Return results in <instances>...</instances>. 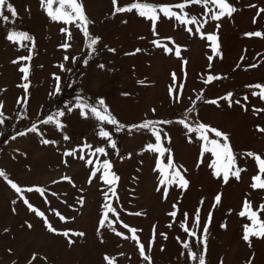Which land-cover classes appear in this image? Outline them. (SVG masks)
I'll return each instance as SVG.
<instances>
[{
  "label": "rangeland",
  "instance_id": "374dc122",
  "mask_svg": "<svg viewBox=\"0 0 264 264\" xmlns=\"http://www.w3.org/2000/svg\"><path fill=\"white\" fill-rule=\"evenodd\" d=\"M9 2L18 15L13 18L5 10L10 19L0 20V102L3 104L0 112L4 120L0 124V170L22 189H45L43 196L36 191H24L21 195L44 213L56 231H49L45 219L30 211L0 176V264H108L106 256L113 258V264H149L140 255L137 241L124 238L131 236L129 228L137 230L139 243L144 245L151 264H198L182 243L190 242L191 250L197 254L203 251V245H198L196 238L185 233L180 225L187 213V226L200 236L210 212L206 264H249L250 260L251 264H264V238L251 237L250 247L242 237L244 225L251 222L239 216L245 199L251 201L253 210L264 204V190H253L250 186L258 174V164L246 155L252 152L264 159V133L257 130L264 128V111H255L264 110V100L252 95L259 89L248 87L264 85V38L245 35L255 31L264 34V12L257 16L258 9L264 8V0H227L237 11L231 17L204 24L205 33H216V25H220V55H214L210 42L195 32L196 25H183L160 12L157 35H154L151 20L139 16L136 9L113 14L112 0H79L91 21L90 34L99 37V42L90 49L75 23L51 19L41 7V0ZM133 2L118 0V6ZM139 2L174 6L183 0ZM172 10L180 14V9ZM184 12L202 22L205 8L190 5ZM62 28L71 33V39L61 32ZM186 28H192V33ZM12 31L28 33L32 39L13 43L6 39ZM154 40L173 48V52L167 53L163 47L154 45ZM65 42L70 44L67 49L61 47ZM176 46L180 47V57L174 54ZM29 53L31 60L13 63ZM209 56H213L211 67ZM22 66L29 68L27 80L19 70ZM208 76L220 78L206 82ZM25 83L27 92L21 87ZM228 93H232L231 106L227 99H221ZM78 97L89 103L103 98L112 116L125 126L146 120L170 121L157 127L163 130L162 138L167 133L168 139H162L163 147L171 150L175 166L188 181L187 187L159 185L157 164L164 168L169 153L160 156L146 149L149 143H156L149 130L129 132L125 127L116 131V126L91 115L82 117L74 107ZM237 100L240 104L235 103ZM69 107L73 108L71 112L67 111ZM189 108L193 111L188 112ZM59 111L65 112L58 118L62 128L54 123H39ZM186 114V123L192 126L202 123L228 135L235 165L244 169L239 180L230 175L224 183L213 175L209 165L217 157L211 151H203L212 146L199 139V133H189L179 122ZM33 124H38L43 138L56 143L41 144L39 135L27 131ZM101 129L110 133L116 149L110 147L107 138L98 135ZM20 132L27 134L18 135ZM207 135L209 139L220 140L211 132ZM64 136L69 139L65 140ZM85 144L93 150L104 147L107 154L91 156L85 149V160L78 158L79 151L75 157L65 155ZM89 158L92 165L86 164ZM104 161L111 163L110 172L119 177L115 195L101 179ZM217 162L218 166L223 164L222 159ZM96 168L101 171L92 176ZM65 176L71 182L63 180ZM261 179L264 180V175ZM217 194H221V202L213 207ZM105 203L115 209V213H108V220L113 222L111 228L99 225ZM174 210L177 214L171 217L169 213ZM197 210L199 227L194 226ZM260 219L264 220V212L260 213ZM66 231L69 236L63 235ZM69 240L73 242L69 244Z\"/></svg>",
  "mask_w": 264,
  "mask_h": 264
},
{
  "label": "snow or ice",
  "instance_id": "6c2138e0",
  "mask_svg": "<svg viewBox=\"0 0 264 264\" xmlns=\"http://www.w3.org/2000/svg\"><path fill=\"white\" fill-rule=\"evenodd\" d=\"M114 12L116 13H122V12H130L133 9L137 10V14L141 17H144L146 19L151 20L152 23V31L154 35H157L156 32V24L159 20L158 12L163 13V15L169 19L175 18L177 21H179L183 25H189L193 24L196 25L195 32L200 35L202 39H207L210 44V48L214 55H220L219 53V37H218V30L220 28V25H216L217 32L216 33H205L202 31L204 24H206L209 20L212 21H218L222 19L225 16L231 17L234 12L237 11V9L229 4L227 0H183L182 3H179L174 6H157L149 3L139 2V0H134V2L127 6H118V0H112ZM56 5L55 8H53V5ZM190 5H203L205 8L203 21L201 22L200 19H198L195 16H189L187 12H184V9ZM213 7H209V6ZM41 7L46 11L48 16L57 21H63L65 24L67 23H75L76 27L79 28L82 32V34L85 37L86 46L90 49H93V46H95L99 42V37H93L88 29V25L91 23V21L88 20L87 16L84 13L83 5L79 2V0H41ZM249 7H256L255 5H249ZM173 8L180 9V14L173 11ZM5 10L10 14L11 17H17L18 13L16 8L12 3L9 2V0H0V20H3L5 22H8L10 17L9 15H5ZM261 12H264V8L258 9L257 16L260 15ZM14 23V21H12ZM256 22V17L253 18V23ZM186 30L189 33H192V28H186ZM61 32L65 33L68 39H71V33L68 32L66 28H62ZM248 37H262L264 38V34H262L259 31L255 32H249L245 33ZM6 39L17 43L18 41H30L32 37L29 36L28 33L25 32H17L12 31L9 32L6 36ZM169 41H171V38H167ZM173 44L174 41H171ZM154 45L158 47H163L164 50L167 53H172L173 48L168 47L167 45L160 44L159 41L154 40L152 42ZM61 47L67 49L70 47V44L65 42L61 45ZM109 51H114V49H109ZM141 49H136V52H140ZM134 54V53H133ZM174 54L177 57H180L181 51L180 47L176 46ZM65 59H68V57H65ZM209 67H211V61L213 59V56H209ZM21 60H31V53L27 57H20L17 60H14L13 63L16 64ZM87 63V61H85ZM256 65H251V67H255ZM100 67H103L101 65ZM24 75L23 79L27 80L29 68L27 66H22L19 69ZM173 81L176 80V74H172ZM219 76H208L206 82H209L213 79H219ZM57 80H59V77H56ZM140 83H143L141 81ZM25 89V92H27L28 84L25 83L21 85ZM182 88V85L180 86ZM248 87H255L256 89H259V92H253L252 95L259 96L260 99L264 100V85L256 84L254 86H248ZM56 91H59V87L57 86ZM173 91V89L170 87V93ZM232 93H228L226 97H222L221 99H227L229 101V106H231ZM244 100L247 101L248 97L245 96ZM22 101L18 100V103ZM210 103H217V101H210ZM236 104H240V101H235ZM3 107L2 102H0V108ZM75 108L79 109L80 115L82 117L87 118L89 115L96 118L100 122H106L108 124L116 126V131H120L124 129L125 127H128L129 132H131L133 129H146L149 130L155 137V144L149 143L146 145V149L150 151H154L158 153L160 156H163L165 153H169L167 164L164 168L160 167V164H157V169L160 171V180L159 185L165 186L168 184H178L181 188H186L188 185V181L184 179V177L181 175V172L179 168H177L171 158L170 149L164 148L162 144V139L167 140V133H164L163 138L161 136L162 129H159L157 127L160 123H170V121H144L143 123L139 125H131V126H125L123 124H119V122L116 120L114 116H112L111 112L108 110L105 100L103 98H99L95 103H89L86 99L77 98V101L74 105ZM73 110L72 107H69L67 111L71 112ZM245 110H247L245 108ZM154 111V110H153ZM193 109L189 108L188 112H192ZM255 111H264L262 109H255ZM65 115L64 111H59L55 113V115H49L47 119L40 121L41 124H49L54 123L57 128H62L63 125L59 121V117H63ZM3 113L0 112V124H3ZM187 120V114L185 115V118L179 121L184 127L188 130L189 133L196 132L199 133V139L202 141H206L208 144H210L211 148H205L203 151H211L214 156L217 157L218 160H223V164L218 166L217 161H213L209 167L213 169V175L217 178H222L224 183H227L229 181L230 175L235 177L237 180L240 179V173L244 171V169H241L239 167H236L235 165V156L233 155L231 151V147L228 143V135L226 133H223L222 131L214 128H210V126L204 125L202 123H198L195 126H192L188 123H186ZM258 131L264 133V128H258ZM28 132L36 133L41 137L40 143L43 145L48 144H54L55 141H50L48 139L43 138V133L40 132L38 124H33L28 130ZM208 132H211L215 137L220 138V140L217 139H209V136L207 135ZM27 132H20L18 135H26ZM98 135L102 138H107L108 142L110 144V147L113 149H116L117 145L114 140L111 139L110 133L108 131H105L101 129L98 133ZM15 139V137H13ZM65 140H68V136H64ZM88 149L91 156H95L96 154H104L106 155V150L104 147H97L94 150L92 149L91 145L85 144L82 146H78L77 149H72L70 151H67L65 155L75 157L77 151H79L81 154L79 155V159L85 160L84 150ZM248 157H252L258 164V174L255 175L252 180L253 183L250 185L253 190H264V180L261 179V175H264V159H262L258 154L248 152L246 154ZM87 165H92L93 160L91 158L86 160ZM103 173L101 175V179L104 180L106 184L109 185L108 191L112 192L113 195H115V184L119 180V177L116 176L114 172H110L111 169V163L108 161H104L103 165ZM171 170L169 172L168 170ZM100 168H96L93 173H91L92 176H95L96 172H100ZM0 176H3L5 180L8 182L10 187L15 190V192L20 195L23 202L28 206L30 211L35 212L37 216H40L45 219V225L48 228L49 231L55 232L56 229L52 227L50 223H48L47 218L44 216V213L35 209L27 199H25L21 194L24 191L32 192L36 191L40 193L42 196L44 195L45 189L40 187H29L26 190L22 189L20 186L17 185V183L8 180L6 173L3 170H0ZM109 176L111 178L109 179ZM63 180H67L71 182L70 178L65 176L62 177ZM91 182V180H90ZM157 187V191L161 190V187ZM165 197L167 196V188H165L164 192ZM109 199L108 193L105 192V200L107 201ZM81 204L83 201H80ZM221 202V194H217L214 198V205L220 204ZM15 203V201H13ZM103 208L105 209L103 213V218L99 221L100 227H112V221L108 220V213H115V209L111 207L109 203H105L103 205ZM173 208H176V205H173ZM264 212V204H261L256 210H253V206L251 201L248 199H245L242 210L239 212L240 217H247L248 220L251 222L250 224L244 225V232H243V240L249 244L251 247V237L256 238H264V220L260 219V213ZM137 215H140V213H136ZM176 211H172L169 213L171 217L176 216ZM59 215V213H57ZM185 221L181 223V228L185 233H187L189 236L196 238V243L198 245H203V251H201L199 254L192 251L190 248V242L185 241L182 243V246L184 249L188 250V255L190 258L194 261H198V264H206L205 261V252L207 249V243H206V234L208 232V223L211 221V212L209 213L208 222L205 223L203 227V232L200 236H197L196 232L189 229L187 226V219L188 214L185 213ZM61 220H65V217L60 216ZM107 221V224H106ZM200 218H199V210H197V213L194 218V226L199 227ZM30 228L31 225H28ZM125 228H128V225H124ZM171 227V225H169ZM221 227H226V225H221ZM115 229H113L114 231ZM8 229H5V232H7ZM129 231L131 232V236H124L125 239H133L136 240L139 247V252L142 258L146 261H149V264H151V258L150 256L145 254V247L143 244L139 243V237L136 235L137 230L134 228H129ZM74 235L83 236L84 233H73ZM117 235L123 236V233H116ZM63 235L69 236V232H64ZM164 235V234H161ZM166 238V236H165ZM73 241L69 240V244H71ZM149 246V251H150ZM11 251V250H9ZM33 259H35V255L33 256ZM105 260L108 262V264H113V258L105 257ZM249 264H251V260L249 261Z\"/></svg>",
  "mask_w": 264,
  "mask_h": 264
}]
</instances>
